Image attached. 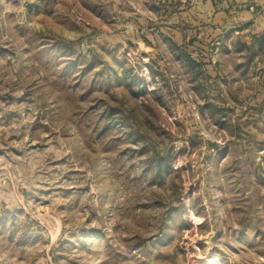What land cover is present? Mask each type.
Listing matches in <instances>:
<instances>
[{"label": "rangeland", "instance_id": "rangeland-1", "mask_svg": "<svg viewBox=\"0 0 264 264\" xmlns=\"http://www.w3.org/2000/svg\"><path fill=\"white\" fill-rule=\"evenodd\" d=\"M0 0V264H264V4Z\"/></svg>", "mask_w": 264, "mask_h": 264}, {"label": "crops", "instance_id": "crops-1", "mask_svg": "<svg viewBox=\"0 0 264 264\" xmlns=\"http://www.w3.org/2000/svg\"><path fill=\"white\" fill-rule=\"evenodd\" d=\"M254 2H256V5H262V3L264 4V0H254Z\"/></svg>", "mask_w": 264, "mask_h": 264}]
</instances>
